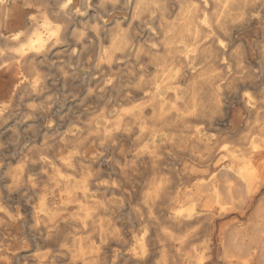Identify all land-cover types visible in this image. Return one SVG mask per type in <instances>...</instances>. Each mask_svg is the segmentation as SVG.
Wrapping results in <instances>:
<instances>
[{"label":"bare ground","instance_id":"6f19581e","mask_svg":"<svg viewBox=\"0 0 264 264\" xmlns=\"http://www.w3.org/2000/svg\"><path fill=\"white\" fill-rule=\"evenodd\" d=\"M10 2L0 0V145L9 136L16 157L0 160V264H264V0H64L61 19L39 3L33 26L16 31ZM85 14L98 46L94 70L83 66L86 32L74 37V62H49L65 19L77 15L86 28ZM144 21L158 26L161 49L135 43L130 31ZM233 27L243 31L234 46ZM144 54L162 76L136 72L132 88L148 86L140 99L121 103L132 83L118 79L109 96L52 93L57 70L63 85H79L96 79L99 63L119 70L122 58ZM73 105L92 111L75 115ZM72 118L87 130L63 129ZM91 132L103 137L99 149L83 144ZM139 184L146 224L129 237L113 225L106 193L121 192L124 204ZM137 205L125 214L141 217Z\"/></svg>","mask_w":264,"mask_h":264},{"label":"rangeland","instance_id":"374dc122","mask_svg":"<svg viewBox=\"0 0 264 264\" xmlns=\"http://www.w3.org/2000/svg\"><path fill=\"white\" fill-rule=\"evenodd\" d=\"M21 1L24 2L25 6L33 8L35 11H38V4L43 3V5H44L43 7L46 9L48 14L51 15V17H53L55 19H61V18H57L55 16V11L57 10V8L59 6L58 3L60 1H63V0H21ZM91 1L95 3L97 0H91ZM196 1H197L199 6H202L206 2L208 3L209 0H196ZM35 15H37V14L32 15V17H34ZM92 19H93V17L90 15L87 16V18H85V20H86V21H84L85 25H83V26L86 28H82L81 21L78 19L77 15H75V16L73 15V16H71V18L68 17L67 19H65V24H64L65 33L63 32L65 34V40L61 41L59 43V45H58L59 49L54 50L55 53L53 51L49 52L48 58L55 59V61H58L59 59H63L65 61H67V64H68L70 61L69 60V55L71 53L70 48H72V46H74L76 51L79 48L78 43L75 41L74 37L81 32L82 33L86 32L85 35L87 36V39H88V47L85 50L84 55H83V66H85V69L87 71H91V70L93 71L94 70L93 67L96 64L95 62L97 61L98 46H97L96 41L94 40L95 38H94L92 32L89 30V28H90L89 23H90V20H92ZM101 31L105 32L106 30L104 28H102ZM232 31H233L232 32L233 35H231L228 40L231 42V45L234 46L240 40V36H241L243 31H242V28H240V27H233ZM130 32L133 35V39L135 40V43L138 44L139 46H141L142 49L148 50V49H150V46H153L154 48H157V49H161L160 40H159V36L161 35V31L159 30L158 26L153 24L152 22L144 21L143 26L137 25ZM88 34H90V35H88ZM105 45H108L107 41H105ZM157 45H158V47H157ZM73 55H75V52H74V54H72V56ZM60 56H62V57L58 58ZM73 59L76 60V58H74V57H73ZM119 61H121L122 63L124 62L120 66L119 70L118 69L109 70L104 63H99L97 66V69H96L97 73L95 72L96 79L95 80H84V81L80 82L79 85H77V84L73 85L72 82H75L74 80L66 81V84L63 85L64 80L62 79L61 75L58 74V70H57V72L56 71L53 72V75L51 76L54 79V81L51 84L52 93H54L55 96L65 97V96H69L72 93V91H77L78 93H84V92L89 91V89H98L101 92H106L107 96H109L111 94L112 95L114 94V91H111V86H109L110 83L114 82V83H111L113 85V84H115V82L122 80V81H126V82L128 81V82L132 83L131 85H129L128 89L123 88L121 90L120 95H119V98H121V99H119V101L121 103H126V102H130L132 100H135V99L142 98L143 95L146 94V91H147V90L145 91V89H147L146 88L147 85L144 86L143 90H140V91L132 88L134 83H137L139 81V77L136 75V72H144L150 78L154 77V79L157 77L155 80H159L162 76V74L160 72H157L158 66L156 64L150 62L149 56L146 54L142 55L139 59H134L133 55H129L126 58H122ZM128 66L131 67L134 72L130 73L126 69ZM156 74H157V76H156ZM126 94H128V95H126ZM233 97H235V100L237 102H240V97L238 95L233 96ZM230 100H232V99H230ZM100 101L101 100H98L97 104L94 105L95 107H99L96 109L97 115L102 112V108L105 106V104L101 103L102 101L101 102ZM109 109H110L111 115H115L117 113V110H118L115 106H112V104L110 105ZM91 111L92 110L83 109L82 107H79L77 105H73V107H71L69 110V112H71V113H76L75 115H80L82 113L91 112ZM252 116H254V115H252ZM245 118H246V115H245ZM251 118L249 117V119L252 121L253 118L252 119ZM87 123H88V121L83 122V120L80 121L77 118H72L71 120L67 121L66 123L65 122L61 123V126H63V129L68 130L69 132L85 131V130H87V128L85 126V125H87ZM71 129H72V131H71ZM59 134H60V131H58L56 129V135H59ZM85 137L86 138H84L85 140H84L83 144L86 148L92 146L94 149H99L100 146L103 145V143H102L103 137H102V135H100L98 133L91 132L89 134H85ZM130 138L131 139L127 140V142L129 145L134 146L136 144L135 143L136 142V140H135L136 136L135 137L131 136ZM4 141L5 142L7 141V143L0 145L2 148H4V150H3L4 152L2 153L3 155L0 154V160L2 158L10 159L11 156L13 158H15L16 156L14 155V148H13V145L9 142L10 141L9 136H6L3 140V142ZM107 152H108V150H107ZM107 152H106V150H104L105 155L109 154V152L108 153ZM2 162H4V161H2ZM86 166L90 167V164L88 163ZM104 166L106 167L105 163H104ZM149 173H150V169L145 168L138 174V178L141 180H143V179L145 180V178L147 177V174H149ZM116 176L118 177V175H116ZM122 176L124 177L123 174L120 175L119 177H122ZM113 177L114 176L112 174H106L104 176V179L108 184H110L112 182L111 180ZM141 187L142 186H140V184L137 186H131V187L128 186L129 191H128L127 195L129 196L130 202H127V203L124 202V204L122 202H120L121 197L123 199V194H121V192L112 191L111 193H106L107 200H108V198L112 199V201L109 203L110 206L108 205L106 210L108 212L110 211L111 220L113 217H116L115 219L113 218V220L115 221V223H113L114 221L112 222L113 225L114 224H116V226L118 225V228L120 227V230L123 229V231H124L123 232L121 230V233L123 235H129V237H131L132 235H138L140 232L139 230L142 229L143 226L146 224L145 223V220H146L145 208L143 207V205L140 206V204H142V202H140V194H139V192L141 191V189H140ZM34 196H33V198H34ZM107 196H109V197H107ZM118 196H119V198H118ZM104 197H105V194H104ZM13 202L17 203V200L15 202V199H13ZM118 202H120L121 205ZM116 203H118L119 205ZM131 203L136 204V205L138 204L136 208H137V210L140 211V213H142L141 217L138 216L139 217L138 218V217H136L137 215L135 216L134 214H129V213H128V216H130V217H128L126 215L127 211H129V209H130L129 207H130ZM21 204L23 207V213L25 214V216L27 218V222H30V220H31L30 207L25 205L26 204L25 201H21ZM118 207H119V209H118ZM121 207H124V208H121ZM117 215H118V217H117ZM142 217L143 218L145 217L144 221H143ZM141 219L143 222L141 221ZM173 235H175V233H173ZM199 235H201V234H199ZM26 236L28 238L31 237V235H26ZM130 241L131 240L127 241V243L125 245V247L127 246L126 249L131 248L132 243ZM128 242H130V244ZM128 244H129V246H128ZM117 246L118 247L115 246L114 248H120L119 245H117Z\"/></svg>","mask_w":264,"mask_h":264},{"label":"crops","instance_id":"0c3cea01","mask_svg":"<svg viewBox=\"0 0 264 264\" xmlns=\"http://www.w3.org/2000/svg\"><path fill=\"white\" fill-rule=\"evenodd\" d=\"M10 1L11 2L8 5V7H10V9H11L9 15L13 18V20L16 23V26L14 27V31L20 30V29H25V28H31L33 26V24H34L32 15H34V14H37L38 15L40 13V9L38 8V11H35L33 8H30L28 6H25L24 2L21 1V0H10ZM3 9H4V14H5L6 13V7H4ZM43 9L46 11L45 8H43ZM18 14H19V16H17ZM37 15H35V16H37ZM55 16L57 17V15H55ZM85 16H86V14H85ZM78 47H79V44H78ZM53 52H54V50H53ZM61 57L62 56H60L58 58H61ZM73 57L76 58L75 56H72L71 53H70V55H69V60H70L69 63H72V62L75 61V59H73ZM47 59H48L49 62H55V59L48 58V55H47ZM58 61H63L65 63H67V61H65L63 59H59ZM198 126H199V124L196 125V123L193 122L192 125H191V128L195 130ZM209 130L211 131V129H209L207 127V131H209ZM185 134H186V136H185ZM188 136H187V132H185V133L183 132V134H182L183 142H185V139L186 138L188 140ZM188 143H189V140H188ZM184 157H186V155Z\"/></svg>","mask_w":264,"mask_h":264}]
</instances>
